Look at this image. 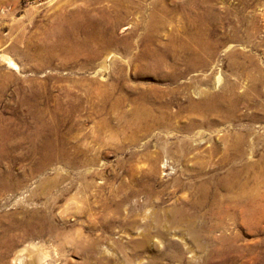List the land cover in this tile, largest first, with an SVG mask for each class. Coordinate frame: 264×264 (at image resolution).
Segmentation results:
<instances>
[{"label":"rangeland","instance_id":"obj_1","mask_svg":"<svg viewBox=\"0 0 264 264\" xmlns=\"http://www.w3.org/2000/svg\"><path fill=\"white\" fill-rule=\"evenodd\" d=\"M4 178L0 264H264V0H0Z\"/></svg>","mask_w":264,"mask_h":264},{"label":"bare ground","instance_id":"obj_2","mask_svg":"<svg viewBox=\"0 0 264 264\" xmlns=\"http://www.w3.org/2000/svg\"><path fill=\"white\" fill-rule=\"evenodd\" d=\"M107 61V60H106ZM8 66L17 70V67L14 65V63H12L10 60H8L7 62ZM138 110V109H137ZM147 113V112H146ZM148 114V113H147ZM141 124V123H140ZM154 165V164H153ZM3 176V175H1ZM5 179H1L0 180V185L4 184L5 185ZM206 188V187H205ZM85 190V189H84ZM200 190V189H199ZM201 191V190H200ZM204 191V190H203ZM203 194V193H202ZM201 203V202H200ZM198 207V206H197ZM180 208V207H179ZM195 209V208H194ZM170 212V211H169ZM173 218H170V222L172 224H176L178 225L180 223L181 218L185 221V225L187 227L188 233H190L192 239L197 235V229L196 226L194 225V216H190L191 214H188L187 212V216L185 215V211L183 210V208L181 209H175L173 212ZM185 213V214H184ZM170 214V213H168ZM185 216V218H184ZM170 217V216H169ZM172 217V216H171ZM169 223V222H168ZM28 228V227H27ZM24 229V228H23ZM26 229V228H25ZM79 246H81V249L84 248V243L80 242ZM86 247V246H85ZM31 249V248H30ZM24 251V250H23ZM20 252V254L17 256V258L14 259V264H42L41 260L43 259L44 255H41L38 253V255H36L35 257H32V255L30 254V252H28L27 250H25V252ZM27 251V252H26ZM32 253V252H31ZM35 261V262H34ZM44 264V263H43Z\"/></svg>","mask_w":264,"mask_h":264}]
</instances>
